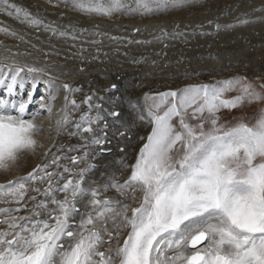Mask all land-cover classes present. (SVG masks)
I'll return each mask as SVG.
<instances>
[{"label": "snow or ice", "instance_id": "obj_1", "mask_svg": "<svg viewBox=\"0 0 264 264\" xmlns=\"http://www.w3.org/2000/svg\"><path fill=\"white\" fill-rule=\"evenodd\" d=\"M183 2L135 0V9L148 13L179 7ZM72 3L78 10L100 15H111L125 8L133 10L126 0H72ZM0 11L18 18L22 14L33 25L41 23L10 0H0ZM0 31L8 30L0 28ZM25 69L29 73L45 71L28 65L0 66V87L5 86L11 74V83L7 84L11 95ZM239 83V80H228L224 87L193 86L179 93L170 91L160 95L165 107L149 111L154 126L131 165L130 176L122 185H111L120 192L138 190L139 200L131 197L136 206L95 199L96 191L87 192L81 186L89 169L76 173L79 177L76 181L67 178L66 174H73L68 167H63L62 172H48L50 166L60 167L59 157H53L50 164L39 166L27 176L0 185V202L4 203L22 201L29 190L27 186L33 182L49 185L43 192L40 188L31 189L41 192L48 200L36 204L30 215L17 217L13 213L20 211L19 208H0V215L6 217L0 224L7 225L6 230L0 231V264H264V112L251 126L240 121L225 127L216 116L222 107L234 108L245 98L249 101L261 98L250 84L235 100L220 98L224 91ZM52 85L50 79L49 113L55 107L59 91V86ZM62 87L67 93L65 107L61 109L65 111L68 96L74 90L68 84ZM88 100L91 97L85 103ZM29 103H32L31 97L19 102L0 98V169L8 170L25 151L34 152L38 147L34 133L39 128L33 119L41 113L25 119ZM70 103L79 107L75 100ZM154 107L160 109V105ZM189 116L198 118L199 122H187ZM174 118L178 125L173 123ZM67 122L65 116L57 124L63 127ZM206 122L210 125L207 129ZM93 123L85 114L75 125L74 135L92 144L102 143L95 135L82 136L96 131ZM86 146L87 143L83 145ZM65 159L76 165L84 157ZM61 181H64L62 186ZM59 192L68 195L60 200L56 198ZM77 195L94 197L90 201L93 211L81 215L76 207L79 200L69 198ZM49 204L55 208L49 209ZM45 211L47 218H38ZM76 215H81L80 221L70 224ZM110 218L115 234L109 232L106 223L101 231L108 233L111 238L107 243L115 247L100 251L102 235L96 225ZM121 232H126L122 243ZM205 240L206 245L196 247ZM189 246L195 249L191 254H188Z\"/></svg>", "mask_w": 264, "mask_h": 264}, {"label": "bare ground", "instance_id": "obj_2", "mask_svg": "<svg viewBox=\"0 0 264 264\" xmlns=\"http://www.w3.org/2000/svg\"><path fill=\"white\" fill-rule=\"evenodd\" d=\"M10 2L41 23L33 25L22 14L18 18L0 11V28L8 30L0 31V66L28 65L45 70L42 73H29L26 69L22 72L26 75V95L35 77L45 84L51 79L53 88L59 86L55 107L47 118L42 106L49 104L48 94L39 97L40 93L35 99L39 101L37 110L42 112L33 119L39 128L34 133L38 147L34 152L25 151L19 160L26 171L31 169L30 173L50 164L53 157H59L60 167L50 166L47 171L62 172L63 167H68L73 174H66L67 178L74 181L79 178L76 173L89 169L84 173L81 186L87 192L96 191L95 199L136 206L131 197L135 196L138 201V190L120 192L111 185H122L128 179L131 165L152 131L154 124L149 111L155 110L149 98L155 93L178 91L191 81L202 82L203 76L210 82L209 79H224L239 72H251L254 80L264 85V0H184L179 7L148 13L136 10L135 0H126L133 10L125 8L111 15L78 10L72 0ZM62 32L65 35H60ZM63 84L74 90L68 96L65 111H61L67 94ZM88 97L91 100L85 103ZM72 100L79 107L73 106ZM114 110L120 115H111ZM60 112L63 115L60 120L67 116L68 122L63 127L58 126L56 120ZM85 114L94 121L92 127L96 131L82 133V136L95 135L102 143L92 144L74 135L75 125ZM26 119H32V115ZM73 148L76 150L69 151ZM65 157L84 159L73 165ZM28 173L7 172L0 175V180L10 181L0 185H8ZM52 183L55 187L56 178ZM27 187L29 190L22 201L0 202V208H19L20 211L13 215L27 216L40 201L47 202L48 198L41 192L49 188L48 184L33 182ZM32 188H40L41 192L32 191ZM66 195L59 192L56 198L63 200ZM33 196L35 200L30 199ZM69 198L79 200L76 207L81 215L93 211L90 201L94 197L91 195ZM52 208L55 205L49 204V209ZM81 215L74 216L70 222L78 223ZM0 218L6 217L0 215ZM38 218H47V212ZM105 223L109 232L115 234L111 218L98 223L96 230L101 231ZM6 229L7 225L0 224V231ZM101 235L100 251L115 247L107 243L111 238L108 233L101 231ZM125 236L126 232H121V243ZM206 244L207 241L198 248ZM191 251L194 250L190 247L188 254Z\"/></svg>", "mask_w": 264, "mask_h": 264}, {"label": "rangeland", "instance_id": "obj_3", "mask_svg": "<svg viewBox=\"0 0 264 264\" xmlns=\"http://www.w3.org/2000/svg\"><path fill=\"white\" fill-rule=\"evenodd\" d=\"M231 76H228L224 79H220V78H216V79H209L210 82H207V78H205L203 76V81L202 82H197V80L195 81H191L190 84L184 85V87H182L180 90L176 91V92H181L183 89L188 88V87H193V86H204L206 85L205 83H209L212 84V82H214L212 86L209 87H224V82L228 81V80H239L240 83L239 84H235L232 87L228 88L226 91H224L221 94V99L224 100H235L236 97L243 95V91L242 89L247 86V85H251L252 86V91L259 94V96L261 97L260 99L257 100H251L249 101L248 98H245V100L242 103H238L236 107L234 108H227V107H222L219 109V111L216 113V116L218 117L219 123L224 125L225 127H232L234 125H236L238 122L243 121L244 123L248 124L249 126L255 124L256 119L258 118L259 114L261 112H264V87H262V85L258 84L254 79L253 75L251 72H246V73H232L230 74ZM195 83H201V84H195ZM170 91H175V90H167L161 93H158L153 96H151V98H149L150 100V105L151 107L155 110V111H160L162 109H164L165 104H161L160 102V95L163 93H167ZM154 105H160V109H156L154 107ZM191 112V109H189V113ZM162 114V111H161ZM205 117L208 116L207 112H205L204 114ZM187 122L191 123V124H196L199 122V119H191L190 116L188 118H186ZM173 123L178 125V120L177 119H173ZM209 123H205V128H209ZM14 170H19V171H23V174H27L30 170L28 169L26 171V166L18 159V161L12 165L8 170H3L0 169V175H4L7 172L11 173ZM25 171V172H24ZM21 174V175H23ZM24 176V175H23ZM22 177V176H19ZM0 183H6L7 181L10 180H0ZM6 181V182H5Z\"/></svg>", "mask_w": 264, "mask_h": 264}, {"label": "water", "instance_id": "obj_4", "mask_svg": "<svg viewBox=\"0 0 264 264\" xmlns=\"http://www.w3.org/2000/svg\"><path fill=\"white\" fill-rule=\"evenodd\" d=\"M261 85V84H260ZM262 86H264L263 84H262Z\"/></svg>", "mask_w": 264, "mask_h": 264}]
</instances>
